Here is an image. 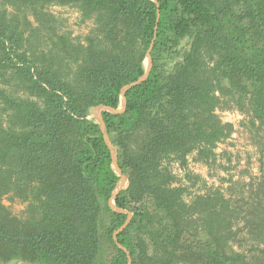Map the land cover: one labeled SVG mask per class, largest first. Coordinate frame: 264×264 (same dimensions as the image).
<instances>
[{
    "label": "trees",
    "instance_id": "trees-1",
    "mask_svg": "<svg viewBox=\"0 0 264 264\" xmlns=\"http://www.w3.org/2000/svg\"><path fill=\"white\" fill-rule=\"evenodd\" d=\"M53 6L77 10L88 32L74 36ZM153 40L148 78L122 113L102 111L128 177L115 202L133 213L115 239L121 177L91 113L120 105ZM225 110L244 114L259 174L235 178L229 150L217 152L238 131ZM190 161L229 176L209 184ZM128 253L264 264V0H0V264H128Z\"/></svg>",
    "mask_w": 264,
    "mask_h": 264
},
{
    "label": "rangeland",
    "instance_id": "rangeland-1",
    "mask_svg": "<svg viewBox=\"0 0 264 264\" xmlns=\"http://www.w3.org/2000/svg\"><path fill=\"white\" fill-rule=\"evenodd\" d=\"M52 10L57 15L63 17L66 20L65 28L70 30L74 36L85 35L92 25L90 21L82 23L80 21L79 12L73 8L53 6ZM91 116L93 117L92 113ZM226 118L227 116H223V119ZM238 121L239 119H236L235 117L236 128H238V131L234 132L233 135L226 142L220 143L217 147V152L219 153L222 152L224 149H228L231 153L232 163L229 167V171L230 174H233L235 178H237L238 175L241 174L240 172H243L245 168H248L249 173L255 175L259 174L260 172L258 153L256 151V148L250 142L247 132L244 131L241 127H239L240 122ZM175 169L181 175L183 174V171L180 170L177 165H175ZM188 169L193 173L200 174L205 180L208 181L209 184H220L222 178H227L229 176V172L225 169L217 167L210 170L206 165L194 163L192 161H190ZM243 174L244 177H247L248 173L244 172ZM225 185H227V182H225ZM5 203L9 206V208L14 214H21V212L25 208V204L19 201L10 202L6 199ZM10 264L21 263L19 261H13Z\"/></svg>",
    "mask_w": 264,
    "mask_h": 264
},
{
    "label": "water",
    "instance_id": "water-1",
    "mask_svg": "<svg viewBox=\"0 0 264 264\" xmlns=\"http://www.w3.org/2000/svg\"><path fill=\"white\" fill-rule=\"evenodd\" d=\"M154 2H156L158 4V0H153ZM160 16V13H158V17ZM153 43L154 40L152 41L150 48L148 49L147 53H146V58H145V72L143 75H141L137 80H135L134 82H131L130 84L125 85L122 89H121V102L120 105L117 108H113L104 104H100L96 107L92 108V115L95 118V120L97 121V123L100 124L101 127V131L103 134V138L105 143L107 144V146L110 148L111 152H112V167L115 170V172L121 177V179L119 180V182L117 183L116 187L114 188L113 192H112V198L110 199L109 205L111 207L112 210L116 211V212H120V213H127L128 217L126 219V221L115 231L114 233V238L117 239V236L120 232H122L130 223L133 213L131 211H128L127 209H123L120 208L116 205L115 202V198L117 196V194L126 187V184H128V177L121 171L119 165H118V150L116 148V146L112 143L110 136L108 134L107 131V127L105 124V121L103 119L102 116V111H109L111 113L114 114H118V113H122L125 109L126 106V98H125V93L127 90L131 89L134 86H137L138 84H140L141 82H144L149 74H150V70H151V60H150V52L153 48ZM118 246L122 247V245L117 242ZM123 248V247H122ZM124 250H126L124 248ZM127 252V250H126ZM128 264H131V258L130 255L128 253Z\"/></svg>",
    "mask_w": 264,
    "mask_h": 264
},
{
    "label": "built area",
    "instance_id": "built-area-1",
    "mask_svg": "<svg viewBox=\"0 0 264 264\" xmlns=\"http://www.w3.org/2000/svg\"><path fill=\"white\" fill-rule=\"evenodd\" d=\"M218 112H219L223 121L232 122L235 124V126H236L235 117H236V119H239L238 122H240L241 119L243 120V118H245L244 114L240 113L237 110H225V111H218ZM223 116H227V118L223 119Z\"/></svg>",
    "mask_w": 264,
    "mask_h": 264
}]
</instances>
